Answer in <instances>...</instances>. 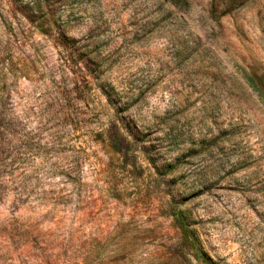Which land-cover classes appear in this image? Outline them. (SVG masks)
Instances as JSON below:
<instances>
[{
    "label": "rangeland",
    "instance_id": "obj_1",
    "mask_svg": "<svg viewBox=\"0 0 264 264\" xmlns=\"http://www.w3.org/2000/svg\"><path fill=\"white\" fill-rule=\"evenodd\" d=\"M247 76L264 0H0V264H264Z\"/></svg>",
    "mask_w": 264,
    "mask_h": 264
},
{
    "label": "trees",
    "instance_id": "obj_2",
    "mask_svg": "<svg viewBox=\"0 0 264 264\" xmlns=\"http://www.w3.org/2000/svg\"><path fill=\"white\" fill-rule=\"evenodd\" d=\"M170 2L179 7L187 5V0H170ZM245 80L249 86L258 93L262 103L264 104V89H262V87L256 83L251 76H247ZM175 221L183 235V239L190 243V230L182 209L178 210L175 214Z\"/></svg>",
    "mask_w": 264,
    "mask_h": 264
}]
</instances>
